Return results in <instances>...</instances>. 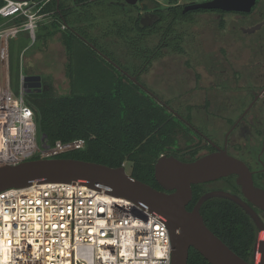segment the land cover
<instances>
[{
  "label": "trees",
  "instance_id": "1",
  "mask_svg": "<svg viewBox=\"0 0 264 264\" xmlns=\"http://www.w3.org/2000/svg\"><path fill=\"white\" fill-rule=\"evenodd\" d=\"M94 1L101 0H52L46 5L44 10L54 11L53 20L39 26L35 40L39 37L46 42L59 34L66 56L69 93L55 97L51 95L48 84L47 90L25 94V101L33 109L37 132L47 145L53 146L57 141L65 144L74 140H82L84 143L81 148L67 150L53 157L80 159L110 167L123 166L129 162L128 173L132 177L162 190L154 178V163L160 155H173L183 161L200 156L196 149L189 152L191 146L184 147L187 142H193L187 133L189 129L96 49L127 71L140 68L141 60L148 51L144 43L148 33L159 35L164 28L160 25L163 20H168L165 23L168 35L173 38L178 33L175 24L176 6H152L158 8L160 22L150 32L147 26H141L139 22L140 11L147 9L143 3L135 5L136 15L126 14L121 25L98 29L89 12V6ZM107 1L113 5L122 0ZM2 3L0 0V6ZM168 3L175 5L177 0H168ZM62 24L64 28H61ZM112 39H117L130 50L128 53L131 59L128 64L132 65L131 68L116 57L113 49L110 50ZM97 40L102 41L101 47ZM25 42L22 36L9 41L10 59L14 53L21 52ZM208 184L191 186L192 194L187 210L207 191ZM200 214L205 225L223 243L253 264L257 228L238 205L224 198L213 197L203 202ZM187 264L210 263L190 248Z\"/></svg>",
  "mask_w": 264,
  "mask_h": 264
},
{
  "label": "built area",
  "instance_id": "2",
  "mask_svg": "<svg viewBox=\"0 0 264 264\" xmlns=\"http://www.w3.org/2000/svg\"><path fill=\"white\" fill-rule=\"evenodd\" d=\"M0 6V165L53 157L82 140L38 144L33 109L10 84L9 41L53 20L52 0H2ZM164 7L168 0H138ZM186 0H177L183 3ZM64 28V25H61ZM164 221L139 202L77 182L0 191V264H171Z\"/></svg>",
  "mask_w": 264,
  "mask_h": 264
},
{
  "label": "flooded vegetation",
  "instance_id": "3",
  "mask_svg": "<svg viewBox=\"0 0 264 264\" xmlns=\"http://www.w3.org/2000/svg\"><path fill=\"white\" fill-rule=\"evenodd\" d=\"M202 1L207 0L164 6H176L178 33L173 38L168 35L165 31L168 20H163L160 25L164 28L159 35L151 32L145 37L149 51L141 60L142 66L127 71L117 64L120 67L117 70L129 79L135 76L137 83H134L139 88L141 84L154 93L159 101L151 97L189 129L187 133L193 140L189 152L196 149L201 156L217 149L225 150L244 162L253 184L264 190V0H255L247 11L184 10L188 3ZM137 3L121 1L113 6L126 15L136 10L135 5L140 6ZM157 10L151 6L140 12L159 15ZM157 22L159 19L145 25L147 31ZM151 36L158 38L156 43L151 42ZM156 61L162 76L160 92L138 80ZM145 89L142 90L146 92ZM226 179L224 189L247 201L235 183V175ZM218 180L221 178L206 183ZM247 202L264 219V211Z\"/></svg>",
  "mask_w": 264,
  "mask_h": 264
},
{
  "label": "water",
  "instance_id": "4",
  "mask_svg": "<svg viewBox=\"0 0 264 264\" xmlns=\"http://www.w3.org/2000/svg\"><path fill=\"white\" fill-rule=\"evenodd\" d=\"M58 1V0H57ZM134 5L138 0H122ZM255 0H207L188 3L184 10L196 8H221L249 10ZM159 19L155 13L144 12L139 22L145 26ZM28 38L27 33H23ZM88 44L96 49L90 42ZM108 62L120 68L110 58L96 49ZM126 74V73H125ZM130 79L137 83L135 76ZM26 93L31 90H47L38 74L22 76ZM142 89H145L140 84ZM145 91L154 99L158 97ZM161 103V102H160ZM169 111L172 108L167 107ZM41 140H43L41 138ZM47 146V144H45ZM235 175V183L242 195L253 206L264 211V190L253 184L251 172L240 159L223 149L207 152L193 160H180L173 155H160L154 163V178L162 188L158 190L132 177L124 166L110 167L104 164L74 158L39 157L23 160L13 165H0V191L27 187L34 183L77 182L106 193L123 196L146 205L166 224L172 247L171 264H187L190 248L199 252L210 264H250L234 253L204 223L200 207L207 199L218 197L232 201L249 216L258 232H264L260 215L239 195L223 189L204 192L191 210L186 205L191 199L193 184L211 182ZM253 264H264V237L253 244Z\"/></svg>",
  "mask_w": 264,
  "mask_h": 264
},
{
  "label": "rangeland",
  "instance_id": "5",
  "mask_svg": "<svg viewBox=\"0 0 264 264\" xmlns=\"http://www.w3.org/2000/svg\"><path fill=\"white\" fill-rule=\"evenodd\" d=\"M164 1V0H161ZM188 1V0H186ZM185 1V3H186ZM140 3V2H138ZM137 3V4H138ZM147 8L150 9L152 6L151 2H146ZM165 6V5H164ZM89 12L94 17V22L98 26V29L104 28H113V26L121 25L125 21L126 17L121 12H119L115 6L110 4L107 0L94 1L89 6ZM129 15L135 16L136 10L131 12ZM36 29V34L38 35L39 29ZM151 42L156 43L157 37L151 36ZM24 48H22L21 52H16L12 55L10 59V84L14 93L20 95L19 87H20V79L21 76L24 75H33L38 74L41 76V79L45 81V84H49L51 87V95L55 97L64 96L69 93L68 87V78L66 76V56L64 47L59 39V34L54 35L51 39L43 42L39 37L33 43L30 41L25 42ZM97 43L101 47L103 45L102 41L97 40ZM145 47H147L148 43L145 42ZM144 43L142 45H144ZM153 43V44H154ZM151 45V44H150ZM110 50L113 49L115 56L124 64H128L131 59L128 52L130 50L127 49L126 45L118 42L117 39H112L109 44ZM106 48V46H105ZM149 51V50H148ZM10 57V54H9ZM131 66V65H130ZM162 76L160 73V64L158 61L154 62V64L150 67L146 73H142L138 76L139 82L143 84H150L155 91L160 92L162 90ZM25 89V88H24ZM27 94V93H26ZM36 139L39 145H41L43 140L39 133L36 134ZM75 141V140H74ZM73 142V141H72ZM70 143V142H69ZM67 144V143H65ZM191 142H187L189 146ZM55 145V144H54ZM186 145H184L185 147ZM126 172L128 173L130 169V163L125 162L123 164ZM228 183V180H218L212 182L206 186V190H214V189H224ZM264 221V219H263ZM262 232L257 231L256 240L263 238L261 235ZM255 240V241H256Z\"/></svg>",
  "mask_w": 264,
  "mask_h": 264
},
{
  "label": "bare ground",
  "instance_id": "6",
  "mask_svg": "<svg viewBox=\"0 0 264 264\" xmlns=\"http://www.w3.org/2000/svg\"><path fill=\"white\" fill-rule=\"evenodd\" d=\"M261 235H263V236H264V232H263Z\"/></svg>",
  "mask_w": 264,
  "mask_h": 264
},
{
  "label": "crops",
  "instance_id": "7",
  "mask_svg": "<svg viewBox=\"0 0 264 264\" xmlns=\"http://www.w3.org/2000/svg\"><path fill=\"white\" fill-rule=\"evenodd\" d=\"M23 37V36H22ZM26 39V38H25Z\"/></svg>",
  "mask_w": 264,
  "mask_h": 264
}]
</instances>
